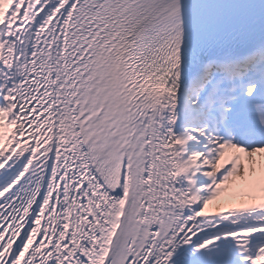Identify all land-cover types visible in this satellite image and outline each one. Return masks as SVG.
I'll list each match as a JSON object with an SVG mask.
<instances>
[{"label":"snow or ice","instance_id":"obj_1","mask_svg":"<svg viewBox=\"0 0 264 264\" xmlns=\"http://www.w3.org/2000/svg\"><path fill=\"white\" fill-rule=\"evenodd\" d=\"M0 264H264V0H0Z\"/></svg>","mask_w":264,"mask_h":264}]
</instances>
